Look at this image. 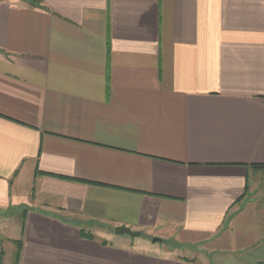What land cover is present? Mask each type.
Segmentation results:
<instances>
[{
  "label": "crops",
  "instance_id": "crops-1",
  "mask_svg": "<svg viewBox=\"0 0 264 264\" xmlns=\"http://www.w3.org/2000/svg\"><path fill=\"white\" fill-rule=\"evenodd\" d=\"M258 167L264 0H0V264H264Z\"/></svg>",
  "mask_w": 264,
  "mask_h": 264
},
{
  "label": "water",
  "instance_id": "water-1",
  "mask_svg": "<svg viewBox=\"0 0 264 264\" xmlns=\"http://www.w3.org/2000/svg\"><path fill=\"white\" fill-rule=\"evenodd\" d=\"M115 234L117 236H120V235H128L130 237H139L141 235V233L139 232H134L126 227H117L115 229ZM153 242H161L160 239L156 238V239H153Z\"/></svg>",
  "mask_w": 264,
  "mask_h": 264
},
{
  "label": "trees",
  "instance_id": "trees-1",
  "mask_svg": "<svg viewBox=\"0 0 264 264\" xmlns=\"http://www.w3.org/2000/svg\"><path fill=\"white\" fill-rule=\"evenodd\" d=\"M28 1H30V2H34L35 0H28ZM258 168H264V167H258Z\"/></svg>",
  "mask_w": 264,
  "mask_h": 264
}]
</instances>
